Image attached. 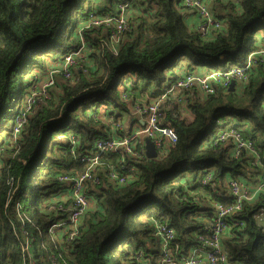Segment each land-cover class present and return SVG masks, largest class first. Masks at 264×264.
I'll use <instances>...</instances> for the list:
<instances>
[{
  "label": "trees",
  "instance_id": "16d2710c",
  "mask_svg": "<svg viewBox=\"0 0 264 264\" xmlns=\"http://www.w3.org/2000/svg\"><path fill=\"white\" fill-rule=\"evenodd\" d=\"M124 2L0 0V148H12L0 151V264H21L14 228L34 238L35 264H52L51 254L68 264H131L130 256L138 250L155 259L161 253L158 223L174 229L178 254H185L199 245V236L207 235L212 202L227 203L222 199L227 179H248L251 173L252 154L242 152L235 159L231 146H213L212 137L224 125H233L253 143L255 153L264 152V65L257 64L248 81L233 91L215 86L213 94L200 93L196 100L193 92L186 105L193 115L190 122L173 116L175 107L162 110L161 123L177 140L155 159L133 161L135 169L125 185H114L102 175L99 187L90 192L92 207L78 236L70 246L53 242L47 234L52 215L45 212V203L59 189L58 175L85 169L68 152L70 137L79 140L78 154L107 137L97 118L101 106H106L107 116L126 111L123 93L155 98L182 64L189 71L227 70L264 44V0H239L240 10L233 7L226 28L209 40L183 23L181 0H140L129 8L130 31L114 46H107L108 34L100 30L83 31L90 47L85 61L92 65L88 62L90 67L77 74L76 82L57 83L59 93L50 92L11 145L29 76L78 47L76 28L89 13L114 15ZM127 73L132 78L121 91L119 83ZM103 159L107 170L115 155ZM16 204L36 227L21 223ZM261 211L263 195L237 214L244 226L222 237L230 264H264V228L255 219Z\"/></svg>",
  "mask_w": 264,
  "mask_h": 264
},
{
  "label": "built area",
  "instance_id": "2783aa9c",
  "mask_svg": "<svg viewBox=\"0 0 264 264\" xmlns=\"http://www.w3.org/2000/svg\"><path fill=\"white\" fill-rule=\"evenodd\" d=\"M140 0H126L117 6V13L112 15H98L94 12L79 23L76 37L79 45L76 49L61 56L60 61H49L46 70L35 71L33 77L29 76V84L25 88V96L21 105L19 115L16 117L11 145H15L21 135L27 118L46 99H49V90L56 87V78L59 76L63 81L72 83L78 80L75 71L86 62L87 52L90 51L89 44L83 35L84 30H100L108 34L107 46H114L120 38L130 31L129 8L133 3ZM225 8H223V6ZM152 6V5H150ZM222 12L217 14L215 8ZM240 10L239 0H181L179 9L184 22V14L189 13L194 17L192 25L187 27L195 30L203 39L209 40L213 34L226 28V15L231 9ZM108 46V47H109ZM264 65V44L250 52L245 61L239 66H233L227 70L210 69L205 73L189 71L185 65L176 70L177 77L172 80L169 87L159 96L143 99V94L133 96L123 93L121 98L126 111H115L113 115L104 114L106 106H101L97 118L101 120L106 129L107 137L95 141L90 150L77 153L79 140L70 137L69 153L74 155L85 169L76 175L60 174L56 181L59 189L45 203V212L52 215V221L47 228L54 243H64L70 246L77 237L84 218L92 207L93 198L90 192L95 191L100 183L101 176L107 177L108 181L117 186L125 185L132 176L135 167L133 161H138L145 155V138L153 143L157 155L166 151L168 144L174 143L177 138L171 128L162 125V110L184 105L189 102L186 96L198 91L202 94H213L215 86L228 89L232 81L234 87L246 83L252 69L257 65ZM74 69V71H73ZM81 70V69H79ZM80 72V71H78ZM132 78L130 73L124 75L119 83V90H123L125 84ZM146 97V96H144ZM126 113L130 124L125 125L120 115ZM116 114V115H115ZM213 146H231L233 158L244 152L252 154L249 178H229L226 184V196L221 201L212 202V217L207 226V235L199 236V245L189 249L185 254H178V246L174 243L175 231L164 223L156 225V235L161 241V253L155 259L151 255H145L142 250L134 252L130 258L131 264H230L222 244V237L234 229H241L244 221L239 220L237 214L243 209V205L253 202L259 195L264 196V152L255 153L253 143L246 141L233 125H224L212 137ZM5 147H1L3 150ZM10 148L11 147H6ZM115 155V161L107 164L105 170L104 157ZM2 168L0 163V169ZM209 179V176L206 180ZM12 193L8 196L11 197ZM16 214L24 225L28 222L33 227L36 225L22 212L20 204L15 206ZM12 223V221L10 220ZM13 224V223H12ZM17 242L20 245L21 264H35L33 255L34 238L28 231L22 229L19 232L14 228ZM168 248L173 253L164 252ZM66 250V248H64ZM52 264H68L61 255H50Z\"/></svg>",
  "mask_w": 264,
  "mask_h": 264
},
{
  "label": "rangeland",
  "instance_id": "374dc122",
  "mask_svg": "<svg viewBox=\"0 0 264 264\" xmlns=\"http://www.w3.org/2000/svg\"><path fill=\"white\" fill-rule=\"evenodd\" d=\"M82 21V20H81ZM80 21V22H81ZM79 22V23H80ZM79 25V24H78ZM77 25V26H78ZM259 35H262V34H259ZM89 54V52H87V55ZM88 62H90V64L92 65V63H91V61H88ZM88 62H86L85 64H83V62L81 63V66L78 68V70L77 71H75L77 74L79 73L78 71H83L84 72V70H86V69H88L89 67H90V64L88 63ZM79 69H81V70H79ZM73 71H74V69H73ZM59 82H62V78L61 77H57L56 78V84L57 83H59ZM18 90H19V88L17 87V86H15L14 88H13V91H12V95L13 96H17V94H18ZM59 91L60 90H57L55 87H53V88H51L50 90H49V92H52V95H56V94H58L59 93ZM24 96H25V93L23 94V100H24ZM186 108V107H185ZM187 110H185L184 112H180V113H178V112H174V114H173V116H176L177 114H178V116H179V118L181 119V120H183V121H185V122H190L192 119H193V115H192V113L188 110V108H186ZM1 119H3V117L1 116ZM9 125V123L7 124V126ZM6 150H10V148H3V150H0L1 152L2 151H6ZM255 219H256V221H257V223L258 224H260L263 228H264V212L263 211H261L260 213H258L256 216H255Z\"/></svg>",
  "mask_w": 264,
  "mask_h": 264
},
{
  "label": "crops",
  "instance_id": "0c3cea01",
  "mask_svg": "<svg viewBox=\"0 0 264 264\" xmlns=\"http://www.w3.org/2000/svg\"><path fill=\"white\" fill-rule=\"evenodd\" d=\"M215 9H216V11H217V14L220 15V16H222V12L218 11V8H217V7H216ZM184 16H185V17H184V22H185V24H187V25H192L193 22H194V17H193L191 14H189V13H185ZM182 65H183V64H182ZM208 69H209L208 67H204V68H201V69H197V70H195V71H198V72H200V73H205ZM194 93H196V94H195V98H194L193 100H196V98H198L199 96H200L199 98H202L201 94H200L198 91H196V92H194ZM193 95H194V94L192 93L191 95L186 96V98L190 100V99L193 98ZM143 99H144V96H143ZM193 100H192V101H193ZM186 105H187V104H184V105L179 104L178 106H175L174 112H178V113H180V112H184L185 110H187V109L185 108ZM172 108H173V107H169L168 111H169V112H172ZM120 117H121V119L123 120V122L125 123V125H129V124H130V119H129L128 114L123 113V114L120 115ZM226 184H227V182H226Z\"/></svg>",
  "mask_w": 264,
  "mask_h": 264
},
{
  "label": "water",
  "instance_id": "95a60500",
  "mask_svg": "<svg viewBox=\"0 0 264 264\" xmlns=\"http://www.w3.org/2000/svg\"><path fill=\"white\" fill-rule=\"evenodd\" d=\"M234 85H235V82L232 81L230 86H229V91H233L234 90ZM144 141H145V155H146V158L155 159L157 157V152L155 150V147H154L153 143L148 138H145Z\"/></svg>",
  "mask_w": 264,
  "mask_h": 264
},
{
  "label": "bare ground",
  "instance_id": "6f19581e",
  "mask_svg": "<svg viewBox=\"0 0 264 264\" xmlns=\"http://www.w3.org/2000/svg\"><path fill=\"white\" fill-rule=\"evenodd\" d=\"M135 167V166H134ZM32 221V220H31ZM33 222V221H32ZM78 236V235H77ZM164 252H169V253H173V251L172 250H170L169 251V249L168 248H165L164 250H163ZM157 264H162L161 262H159V263H157Z\"/></svg>",
  "mask_w": 264,
  "mask_h": 264
}]
</instances>
